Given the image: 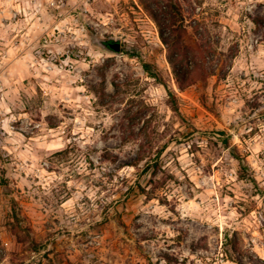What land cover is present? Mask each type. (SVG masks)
Instances as JSON below:
<instances>
[{
    "label": "rangeland",
    "instance_id": "rangeland-1",
    "mask_svg": "<svg viewBox=\"0 0 264 264\" xmlns=\"http://www.w3.org/2000/svg\"><path fill=\"white\" fill-rule=\"evenodd\" d=\"M158 2L0 0V264H264V0L168 9L184 89Z\"/></svg>",
    "mask_w": 264,
    "mask_h": 264
},
{
    "label": "trees",
    "instance_id": "trees-1",
    "mask_svg": "<svg viewBox=\"0 0 264 264\" xmlns=\"http://www.w3.org/2000/svg\"><path fill=\"white\" fill-rule=\"evenodd\" d=\"M158 3L159 10L157 13L154 14L153 17L159 26L162 41L170 49L169 63L173 67L174 78L180 89H184L199 80H205L208 75H214V67L218 65L220 60L216 58V53L210 50V43L202 41V43L198 45V55L196 56V54H193L191 56V54L185 51V48L182 46L181 42L177 40L178 38H173L175 32V17L169 15L168 9L172 8L173 10H175L177 12V15L180 17V20H183L179 0H159ZM161 17H166L167 21L169 22L163 23L165 18ZM255 21L264 29L263 18L256 19ZM164 29L168 30L166 36H164ZM89 37L91 43L95 46H105L106 42L111 41L99 37L92 31H90ZM235 53V51L230 53L227 56V60H232L236 55ZM206 58L210 59L211 63L209 64L210 66H208L207 68L205 67ZM145 70L146 72L153 75L147 67L145 68ZM152 77L156 78V76ZM250 106L251 108H255L257 106V103H255V101H252ZM213 134L218 135L220 137L219 139L224 148L228 149L230 147L229 140L227 137H225L224 132H213ZM232 155L238 161L240 177L242 179H246L245 172L248 170V165L246 161L237 154ZM150 169H152V174L155 175L156 171L158 170V164L156 162H154V164L146 163L144 173H147L148 171H150ZM248 180H250L252 183H256L253 177L248 178ZM1 258L2 255H0V259Z\"/></svg>",
    "mask_w": 264,
    "mask_h": 264
},
{
    "label": "water",
    "instance_id": "water-1",
    "mask_svg": "<svg viewBox=\"0 0 264 264\" xmlns=\"http://www.w3.org/2000/svg\"><path fill=\"white\" fill-rule=\"evenodd\" d=\"M107 48L113 52H119L120 51V44L118 42H116L115 40H113V42L111 44H109Z\"/></svg>",
    "mask_w": 264,
    "mask_h": 264
},
{
    "label": "flooded vegetation",
    "instance_id": "flooded-vegetation-1",
    "mask_svg": "<svg viewBox=\"0 0 264 264\" xmlns=\"http://www.w3.org/2000/svg\"><path fill=\"white\" fill-rule=\"evenodd\" d=\"M113 41H108L105 43V47L107 48L109 44H111Z\"/></svg>",
    "mask_w": 264,
    "mask_h": 264
}]
</instances>
